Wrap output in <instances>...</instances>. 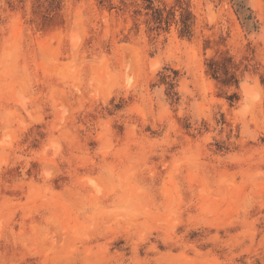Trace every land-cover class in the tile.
I'll return each instance as SVG.
<instances>
[{
  "label": "rangeland",
  "instance_id": "rangeland-1",
  "mask_svg": "<svg viewBox=\"0 0 264 264\" xmlns=\"http://www.w3.org/2000/svg\"><path fill=\"white\" fill-rule=\"evenodd\" d=\"M0 264H264V0H0Z\"/></svg>",
  "mask_w": 264,
  "mask_h": 264
},
{
  "label": "trees",
  "instance_id": "trees-1",
  "mask_svg": "<svg viewBox=\"0 0 264 264\" xmlns=\"http://www.w3.org/2000/svg\"><path fill=\"white\" fill-rule=\"evenodd\" d=\"M52 3L55 0H51ZM154 16L159 22H167L168 21V14L167 16H164V11L160 8L153 9ZM190 13L186 12L185 14H182L180 23V33L181 35L188 34L190 31ZM209 72L212 74V76H222V82L223 83H232L237 84L238 79L235 74V70L237 69L235 64L232 63V58L230 56H225L220 60L217 59H211L208 62ZM169 76L163 75L162 80L168 85V94L170 96H174L176 93L172 90L174 83L171 81V79H168Z\"/></svg>",
  "mask_w": 264,
  "mask_h": 264
}]
</instances>
